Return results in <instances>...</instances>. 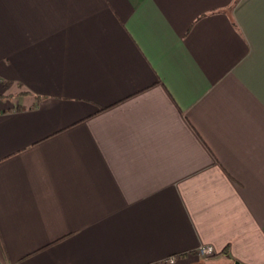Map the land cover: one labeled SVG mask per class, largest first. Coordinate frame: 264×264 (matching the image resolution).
I'll list each match as a JSON object with an SVG mask.
<instances>
[{"label": "crops", "instance_id": "1", "mask_svg": "<svg viewBox=\"0 0 264 264\" xmlns=\"http://www.w3.org/2000/svg\"><path fill=\"white\" fill-rule=\"evenodd\" d=\"M171 255L264 264V0H0V264Z\"/></svg>", "mask_w": 264, "mask_h": 264}, {"label": "built area", "instance_id": "2", "mask_svg": "<svg viewBox=\"0 0 264 264\" xmlns=\"http://www.w3.org/2000/svg\"><path fill=\"white\" fill-rule=\"evenodd\" d=\"M214 252H215L214 248L211 245L201 244L195 249V253L197 255L204 256V257L212 255ZM176 261H177L176 255H171L164 259V262L166 264H174Z\"/></svg>", "mask_w": 264, "mask_h": 264}, {"label": "water", "instance_id": "3", "mask_svg": "<svg viewBox=\"0 0 264 264\" xmlns=\"http://www.w3.org/2000/svg\"><path fill=\"white\" fill-rule=\"evenodd\" d=\"M190 264H196V263H190ZM234 264H239V263L236 262V263H234Z\"/></svg>", "mask_w": 264, "mask_h": 264}, {"label": "rangeland", "instance_id": "4", "mask_svg": "<svg viewBox=\"0 0 264 264\" xmlns=\"http://www.w3.org/2000/svg\"><path fill=\"white\" fill-rule=\"evenodd\" d=\"M8 96H9V95H8ZM8 96H7V97H8ZM199 256H200V255H199ZM201 257L203 258L204 256H201Z\"/></svg>", "mask_w": 264, "mask_h": 264}]
</instances>
